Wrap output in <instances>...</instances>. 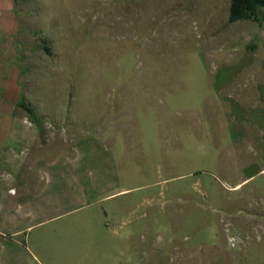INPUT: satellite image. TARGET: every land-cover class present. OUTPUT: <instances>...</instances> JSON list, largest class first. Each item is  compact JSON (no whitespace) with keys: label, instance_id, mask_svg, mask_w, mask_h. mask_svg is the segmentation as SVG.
I'll return each instance as SVG.
<instances>
[{"label":"rangeland","instance_id":"374dc122","mask_svg":"<svg viewBox=\"0 0 264 264\" xmlns=\"http://www.w3.org/2000/svg\"><path fill=\"white\" fill-rule=\"evenodd\" d=\"M231 2L13 0L0 264H264V4ZM61 162L85 206L17 212Z\"/></svg>","mask_w":264,"mask_h":264},{"label":"crops","instance_id":"0c3cea01","mask_svg":"<svg viewBox=\"0 0 264 264\" xmlns=\"http://www.w3.org/2000/svg\"><path fill=\"white\" fill-rule=\"evenodd\" d=\"M16 32L17 22L13 0H0V52L9 51L10 42L13 40ZM20 98L21 90L17 72L11 70L6 75L0 74V143L6 142L10 137L14 122V111ZM41 170L45 172V179L47 180L45 187L34 196L20 197L17 212H20L23 207L29 206V211L23 213V216L32 219L33 217H46L48 210L59 209L64 203H79L84 205V200L77 190V182L73 176L76 165L69 162L52 163ZM50 191L56 194L54 198H56L57 202L48 201L45 205H41L45 194ZM36 204H39V206L34 209L32 205L35 206ZM30 228H27V230ZM25 230L17 228L13 232V236L16 239L14 241L9 240V242L21 245L19 237L26 235V233H23ZM4 257L7 258L6 252L4 254L1 253V259Z\"/></svg>","mask_w":264,"mask_h":264},{"label":"trees","instance_id":"16d2710c","mask_svg":"<svg viewBox=\"0 0 264 264\" xmlns=\"http://www.w3.org/2000/svg\"><path fill=\"white\" fill-rule=\"evenodd\" d=\"M255 4H264V0H232L230 7L231 20L251 16Z\"/></svg>","mask_w":264,"mask_h":264},{"label":"bare ground","instance_id":"6f19581e","mask_svg":"<svg viewBox=\"0 0 264 264\" xmlns=\"http://www.w3.org/2000/svg\"><path fill=\"white\" fill-rule=\"evenodd\" d=\"M234 189H235V190H236V189H239V186H237V187H236V188H234Z\"/></svg>","mask_w":264,"mask_h":264}]
</instances>
